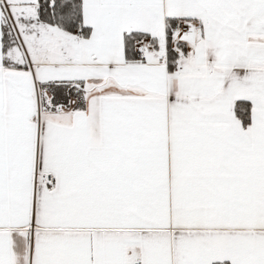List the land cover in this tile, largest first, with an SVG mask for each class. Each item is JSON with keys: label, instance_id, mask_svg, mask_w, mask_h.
I'll list each match as a JSON object with an SVG mask.
<instances>
[{"label": "crops", "instance_id": "1", "mask_svg": "<svg viewBox=\"0 0 264 264\" xmlns=\"http://www.w3.org/2000/svg\"><path fill=\"white\" fill-rule=\"evenodd\" d=\"M82 2L87 36L0 0V264H264V0Z\"/></svg>", "mask_w": 264, "mask_h": 264}, {"label": "trees", "instance_id": "2", "mask_svg": "<svg viewBox=\"0 0 264 264\" xmlns=\"http://www.w3.org/2000/svg\"><path fill=\"white\" fill-rule=\"evenodd\" d=\"M39 21L49 25H54L62 28L68 33L81 32L87 36L90 29L83 24V2L82 0H40V6L37 9ZM176 22L171 25L168 32H171ZM4 39H8L10 35V26L6 23L3 27ZM129 48L133 50L134 42L138 39L148 38V34L138 33L128 36ZM172 40L169 39L168 44V67L171 72L175 71L178 66V60L180 58L179 53L172 48ZM50 87V85H48ZM52 89V88H51ZM63 101L65 104L72 97L73 90L70 86L64 89ZM57 98L55 97L54 100ZM236 115L242 121L245 126H248L251 122V105L245 101H239L236 104Z\"/></svg>", "mask_w": 264, "mask_h": 264}, {"label": "built area", "instance_id": "3", "mask_svg": "<svg viewBox=\"0 0 264 264\" xmlns=\"http://www.w3.org/2000/svg\"><path fill=\"white\" fill-rule=\"evenodd\" d=\"M201 29V22L194 19H179L175 26L172 28L171 32H167L165 35L166 40L169 39L172 41H176L180 36L182 35H189V34H197ZM139 44H142V41L139 42ZM146 46V44H145ZM140 53V59L144 60L145 51L143 48V51L139 48ZM167 54V52H165ZM46 181L51 184L52 186H55L57 184L56 178L54 174L48 173L46 174ZM134 264H144L142 259H138Z\"/></svg>", "mask_w": 264, "mask_h": 264}, {"label": "rangeland", "instance_id": "4", "mask_svg": "<svg viewBox=\"0 0 264 264\" xmlns=\"http://www.w3.org/2000/svg\"><path fill=\"white\" fill-rule=\"evenodd\" d=\"M16 29H17V34H18V36H16V39L20 42V45H19V54H20V56H21V58L24 60V58H25V55H26V48H23V44H22V42H21V40H23V32H22V27L16 22ZM55 40L56 38H49V37H41V38H39L38 40L39 41H43V42H46V41H48V40ZM58 40H59V38H57ZM71 40V42L72 43H76L77 41H78V39H70ZM70 40H66L65 39V41H64V44H63V47L62 46H58L57 45V47H56V49L57 50H59V51H62L63 52V59L64 60H71L72 59V57H71V54L69 53V52H66V50L68 51V48H70V46L67 44L68 42H70ZM67 42V43H66ZM118 41L117 40H114V43L113 44H116ZM70 44V43H69ZM41 45H42V49H43V52L42 53H40V55L41 56H43V59H47V60H50V59H53V56L55 55V53H51V54H47V53H45L44 51L48 48L45 44H42V43H40V45L38 46V47H41ZM64 45H65V47H64ZM98 48H101V47H99V46H97ZM50 49V48H49ZM53 49H55V48H53ZM52 49V50H53ZM104 52V51H103ZM99 55H100V58H102V56H104L105 54L104 53H99ZM111 56H113V55H111ZM110 56V57H111Z\"/></svg>", "mask_w": 264, "mask_h": 264}]
</instances>
